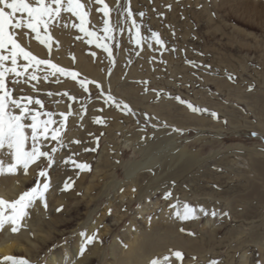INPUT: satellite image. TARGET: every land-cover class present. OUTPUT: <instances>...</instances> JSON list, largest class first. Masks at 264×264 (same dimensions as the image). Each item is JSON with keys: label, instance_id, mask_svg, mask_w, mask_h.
Returning a JSON list of instances; mask_svg holds the SVG:
<instances>
[{"label": "rangeland", "instance_id": "rangeland-1", "mask_svg": "<svg viewBox=\"0 0 264 264\" xmlns=\"http://www.w3.org/2000/svg\"><path fill=\"white\" fill-rule=\"evenodd\" d=\"M82 2L85 10L91 9L89 30L103 38L105 21L114 29L111 38L99 41L109 46L111 55L72 26L79 20L70 13H62L50 26L54 38L50 49L30 30H15L26 50L78 75L75 79L50 75L51 70L41 66L38 80L30 75L7 78L14 97L43 101V107H30L53 113L57 122L53 127L63 121L61 113L71 115L62 134L63 146L43 141V151L57 149L51 153L53 160L42 158L31 165L33 175L12 199L38 183H49L44 198L27 209V216L34 220L43 214L47 223L58 215L69 223L58 225L56 238L40 252L29 256L13 250L5 256L47 264L52 253L82 239L90 223L97 222L91 232L95 239L80 254L91 252L99 240L101 254L93 264H112L116 238L124 237L129 227L135 232L151 226L155 217L171 208L166 215L187 231L191 249H181L183 260L173 256L177 261L171 259L170 264H245L246 260L264 264V0H104L111 9L108 16L95 0ZM133 19L140 25V45L135 42ZM153 33L163 44L153 39ZM126 137L127 143L118 144ZM184 150L185 157L170 165V155ZM190 156L197 165L176 177L178 166ZM149 161L156 167L147 171L153 176L151 185L158 187L147 198L139 192L147 184L129 180L127 165ZM79 163L89 164L90 170H81ZM40 170L47 176L40 177ZM80 176L81 185L72 191L74 201L63 199ZM168 192L171 198H165ZM154 201L156 208L142 210ZM185 203L196 208L195 216L187 220L182 218ZM121 211L126 218L117 225ZM75 214L78 218L70 217ZM208 218L217 223L212 238L205 234ZM4 239L3 229L0 242ZM169 255L171 250L156 253L153 260ZM5 256L0 262L10 264L3 261Z\"/></svg>", "mask_w": 264, "mask_h": 264}, {"label": "snow or ice", "instance_id": "snow-or-ice-1", "mask_svg": "<svg viewBox=\"0 0 264 264\" xmlns=\"http://www.w3.org/2000/svg\"><path fill=\"white\" fill-rule=\"evenodd\" d=\"M95 2L103 5L100 11H103L105 16H108L111 9L104 3V0H95ZM0 5H2L0 6V176L15 175L21 170L27 174L29 167L42 158H46L48 162L53 160L51 153L57 151V149L53 148L50 151H43V141L51 139L63 146L62 134L66 130V121L71 113H61L63 121L59 127H53L57 123L53 119V113H42L30 107L33 104L43 107V101L34 99L31 96L14 97L13 90L7 85L8 76L30 75L32 80H38L40 77L36 73L41 69V66H46L50 69V75L60 73L75 79L78 73L66 70L51 60L41 59L26 50L16 39L15 30H30L35 34V39L38 42L50 49V42L54 39L51 36L50 26L59 22L62 13H70L79 20V24L74 23L72 26L92 37L93 39H90L89 43H99L100 39L111 38L114 29L108 21H105L103 32L107 35L103 38L98 37L96 31L89 30L87 25L91 9L85 10L82 0H0ZM6 9L10 11H6ZM17 13L20 14L19 19L16 18ZM128 15L132 16L130 10ZM132 24L136 29L135 42L140 45L142 39L140 25L134 19ZM41 29H43V33ZM152 37L157 43L163 44V41L159 39L158 33H153ZM99 46L103 47L111 55V49L107 44L99 43ZM21 60L26 61V63L20 64L19 61ZM7 62H10V66ZM30 68L34 69L31 73H29ZM44 79H48V76H45ZM14 82L19 83V80ZM83 83L81 81L82 86ZM108 98L109 100L113 99L111 96ZM189 106L192 111H197L196 107ZM16 110H19V112L17 113ZM42 116H46L47 119H42ZM96 122L99 123L101 121L97 120ZM75 142L79 143V141ZM76 166L81 170H90V165L87 163H79ZM38 175L46 177L47 172L40 170ZM66 187H71V184H67ZM48 188L49 183H43L42 185L38 183L30 190L24 191L18 199L9 201L0 197V231L5 226H11L12 233L19 232L22 227L21 222L28 214L27 209L35 201L43 199ZM171 196L172 193L168 192L165 198H171ZM195 213V207L184 204L183 219L193 218ZM177 215H180V213H177ZM94 239L95 237H89L87 242L92 243ZM173 256L180 261L183 260L182 252L171 250V255L165 256L162 260L154 259L151 264H165V262L170 264ZM3 261L10 262V264H30L27 259L13 256H5ZM0 264H3V262H0ZM211 264H216V262L213 261Z\"/></svg>", "mask_w": 264, "mask_h": 264}, {"label": "bare ground", "instance_id": "bare-ground-1", "mask_svg": "<svg viewBox=\"0 0 264 264\" xmlns=\"http://www.w3.org/2000/svg\"><path fill=\"white\" fill-rule=\"evenodd\" d=\"M125 139L126 140H120V141L118 140V144L119 143L122 144L121 142L127 143L128 142L127 137ZM119 154L120 152L118 153V155ZM185 154L186 151L184 150V151L175 152L173 155H170L171 156L169 159L170 165L175 163L177 164L180 159L185 157ZM197 163H198L197 159L194 158L193 156H190L185 160L183 164H180L178 166L179 170L177 169L178 171L176 170V173H174V175L176 177L178 176L180 177V174L192 171L193 167L197 165ZM154 164L155 162L149 161L145 163L132 162L127 165V175L129 180H131L133 183H138L142 185L147 184L146 189L142 188L139 191V192H143L147 198L153 196V193H155V189L158 187V186L154 187L151 185L153 182V176L152 173H147L148 169H150L151 167L152 168L155 167ZM33 173H34V168L29 167L27 174H25L21 170L15 175L0 176V197H3L9 201H11L13 198H17L19 191L30 180ZM82 179L83 176H80V178L77 179L78 181L76 182L74 181L76 184L73 187H71V191H70L71 193L69 192L67 194H64L62 198L71 199L72 197L73 198L72 201H74L75 192L72 191L73 190L77 191L79 185H81ZM54 180L55 181L57 180L56 176H54ZM90 189H91L90 186L87 187L86 189L87 194ZM53 193L54 191L52 190L48 194V200H51V202H52ZM59 200L60 199L54 201L52 207L56 206ZM149 205L150 204H147L146 207L142 208V210L148 211L149 209H154L157 207L158 202L154 201L152 203V206ZM170 210L172 211L171 208L167 210L164 209L161 215L153 219L151 226H148L146 228L139 227L135 232L132 231L131 229L132 227L127 228V230L124 232V237L116 238V240L112 244L111 263L112 264H151V261L153 260L154 255L156 253H163L172 249L179 251L191 249V247L188 245L185 239L187 235V231L186 233H184L182 230L185 229H178L177 226L178 222L171 220L170 217L166 215V213L167 212L169 213ZM30 211L31 209L29 210V212ZM42 215L39 218L38 217L34 218V220H31L29 216L25 217L23 220L24 223L23 228L21 229L20 233L15 236L12 235L11 226H6L4 228L7 239L6 240L4 239L2 242H0V257L7 255L13 250L25 251L26 253H28L29 256H32L34 254L33 252H38L39 251L38 249L41 250V247L47 248L49 243L54 241V239L56 238V237L54 238V235L57 232L55 231V229L58 225L61 224L64 225L69 223V220L67 218H57L59 217L58 215L55 218L53 216L52 219L47 221L46 223ZM77 215L75 214L70 217L72 218L74 217L76 219L78 218ZM125 218H126V214L124 212L123 214L117 217L115 224L117 225L121 224L125 220ZM211 223H212L211 218H208L205 222V224L209 226V228L206 227L205 234L210 238H212V236L217 232L216 230L217 228L216 229L212 228V226L217 223L214 222L213 224ZM44 224L48 225L47 229L44 227ZM96 225L97 222H91L90 228L87 230V234L84 235L82 239H78V241L74 240L75 243H71V244L65 243V245H63L58 252H54V254L52 253L47 264H93L94 259L96 257H100L101 254L100 253L101 246L100 243H98L99 240H97V243L94 245L93 247L94 249L88 254L86 255L82 254L83 255L82 256L80 252L83 251L84 248L87 246L88 244L87 239L91 237V232ZM29 230H32V232H30ZM62 232H64V230ZM124 239H126L125 240L126 243H124L123 241ZM22 240H24V242L25 241L28 242L27 244H29V246L28 247L25 246L26 243L22 242ZM125 245L127 246L125 247ZM35 255H37V253H35ZM171 259L173 261H177L174 258ZM245 262H246L245 264H247L248 260H246ZM3 264H8V263H3Z\"/></svg>", "mask_w": 264, "mask_h": 264}]
</instances>
